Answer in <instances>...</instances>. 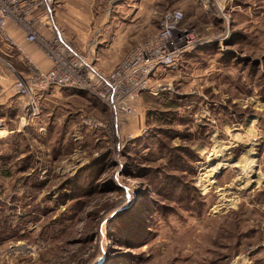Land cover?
<instances>
[{"label":"rangeland","instance_id":"rangeland-1","mask_svg":"<svg viewBox=\"0 0 264 264\" xmlns=\"http://www.w3.org/2000/svg\"><path fill=\"white\" fill-rule=\"evenodd\" d=\"M83 1L64 32L98 73L166 12L180 52L136 96L52 86L32 108L0 39V264H264V0ZM108 6L123 27L100 35Z\"/></svg>","mask_w":264,"mask_h":264},{"label":"built area","instance_id":"built-area-1","mask_svg":"<svg viewBox=\"0 0 264 264\" xmlns=\"http://www.w3.org/2000/svg\"><path fill=\"white\" fill-rule=\"evenodd\" d=\"M55 0H0V39L9 48H16L21 56L32 64L30 75L22 82L20 94L31 102L48 87H77L91 89L107 103L117 101L122 83L129 85L128 94L136 96L146 88L147 76L161 66H171L180 52L176 39L180 11L166 12L156 36L133 49L110 74L98 73L88 50L77 49L68 36L51 24ZM42 15V16H41ZM45 28L51 33L46 38L41 33ZM16 31L28 45H35L49 63L41 69L30 62L26 53L12 36ZM98 76L100 83L94 81ZM108 105V104H107Z\"/></svg>","mask_w":264,"mask_h":264},{"label":"crops","instance_id":"crops-1","mask_svg":"<svg viewBox=\"0 0 264 264\" xmlns=\"http://www.w3.org/2000/svg\"><path fill=\"white\" fill-rule=\"evenodd\" d=\"M83 2H84L83 0H55V11L50 21L51 24L57 27L58 29L62 30L63 32L65 31L66 33L68 32L70 33V30L68 31V29L65 26H67L66 23L69 24L68 21L71 20L72 16H78V15L87 16L90 14L89 12L90 8H88L89 5L86 6ZM107 11H108L107 13L101 15L102 19L100 22V31H101L100 35H103L105 32L108 31L120 30V28L123 27V25L121 24L122 23L121 18L109 17V14L111 12H113L112 13L113 16H118L116 13L114 14V12H118V9H116L114 6L113 7L108 6ZM12 36L18 42V44L24 48V44H23L24 42L20 34L16 31H12ZM7 56L10 57V53L7 54ZM34 59L40 62L41 64H44L43 62H41L42 61L41 55L36 54Z\"/></svg>","mask_w":264,"mask_h":264},{"label":"bare ground","instance_id":"bare-ground-1","mask_svg":"<svg viewBox=\"0 0 264 264\" xmlns=\"http://www.w3.org/2000/svg\"><path fill=\"white\" fill-rule=\"evenodd\" d=\"M252 163H253L252 160H250V161H248V162L246 161V162L244 163L245 165H243V166H245V169H246L247 167H248V168H251ZM248 170H249V169H248Z\"/></svg>","mask_w":264,"mask_h":264}]
</instances>
